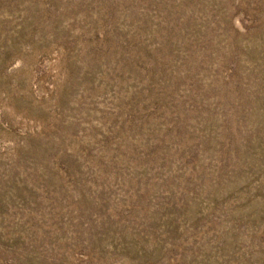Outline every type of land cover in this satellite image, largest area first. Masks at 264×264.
<instances>
[{"label": "rangeland", "instance_id": "1", "mask_svg": "<svg viewBox=\"0 0 264 264\" xmlns=\"http://www.w3.org/2000/svg\"><path fill=\"white\" fill-rule=\"evenodd\" d=\"M0 264H264V0H0Z\"/></svg>", "mask_w": 264, "mask_h": 264}]
</instances>
